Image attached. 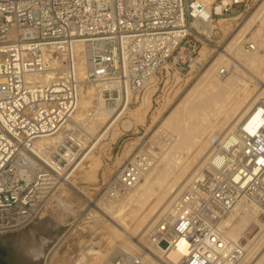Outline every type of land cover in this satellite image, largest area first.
Masks as SVG:
<instances>
[{"label": "built area", "instance_id": "obj_1", "mask_svg": "<svg viewBox=\"0 0 264 264\" xmlns=\"http://www.w3.org/2000/svg\"><path fill=\"white\" fill-rule=\"evenodd\" d=\"M248 1L214 0L207 12L200 0H0V233L40 216L58 178L90 141L74 121L85 84L97 85L107 104L127 105L158 74L189 68L197 45L214 44L213 27L207 33L204 26L233 9L242 12ZM227 72V66L219 70ZM234 134L171 201L147 246L111 264L242 261L243 237L227 232L239 204L256 207L264 221V102ZM46 138L57 142L40 147ZM152 163L150 156L123 163L108 189L135 187Z\"/></svg>", "mask_w": 264, "mask_h": 264}, {"label": "rangeland", "instance_id": "obj_2", "mask_svg": "<svg viewBox=\"0 0 264 264\" xmlns=\"http://www.w3.org/2000/svg\"><path fill=\"white\" fill-rule=\"evenodd\" d=\"M263 5L264 0H249L242 12H236L233 9V14L218 19H222L220 23L215 20L212 24L211 35L214 44L201 42L197 45L193 56L195 61L189 68L182 72L170 70L166 75L158 74V78L155 77L151 84L140 94L135 95L127 105L122 101L113 116L92 132L90 141L80 152L78 158L58 178L56 190L47 201L40 216L23 229L0 233L2 262L5 264H94L97 255L88 254V250L98 251L108 246H113L112 248L117 245L122 246L123 243L119 241L114 240L108 245L107 241L103 240L106 234L113 231V224L109 223L108 218L110 215L115 220H119L120 213L124 215L127 212L124 213L123 210L137 206V201L128 199L119 202V198H115L116 195L121 196L129 189L113 194L106 184L115 177L123 163L138 156H152V159H156L157 151L161 150L160 144L165 141L162 131L169 134L174 132L166 125L168 121L166 122L165 119L171 120V117H177L179 114L186 121L188 120V104H191L190 101L201 89L200 77L209 67H212L211 71H215L218 67L227 66L228 72L223 75L219 74L223 79L233 71L236 73L237 70L243 75L234 73L237 77L249 80L246 69L243 67L241 70L240 59L232 52L230 53L231 49L227 48V45L238 37L237 51L242 52L247 51L246 45L253 44L254 39L259 40L258 42L262 41L257 56L264 58V20L252 25L248 24L249 18ZM230 58L235 59L236 62ZM232 61L241 65L234 66ZM252 85L255 86L251 83L250 88H254ZM148 95L151 97L152 105L148 112L142 115L144 98ZM181 110L183 113H179ZM126 122H129L127 128L125 127ZM106 129L108 131L105 133ZM96 159L100 161L96 177L86 181L85 175L89 170V165ZM138 190V187L130 188L133 194ZM109 197L115 199L116 204L112 208L116 207V210L111 207L104 210L102 204ZM129 204L131 206L128 207ZM104 211H107L105 213L108 215ZM23 237L32 242L40 252L38 256L26 253L19 246V241ZM135 242L136 240L132 239V243ZM130 246L135 248L134 245Z\"/></svg>", "mask_w": 264, "mask_h": 264}, {"label": "bare ground", "instance_id": "obj_3", "mask_svg": "<svg viewBox=\"0 0 264 264\" xmlns=\"http://www.w3.org/2000/svg\"><path fill=\"white\" fill-rule=\"evenodd\" d=\"M200 1L206 6L207 12H209L211 3L214 0ZM216 10L218 11L219 8L217 7ZM263 20L264 5L249 18L248 24L252 25ZM221 21L222 19L218 20V23ZM212 24L207 23L203 29L209 33L213 27ZM237 39L238 37L231 40L227 48L231 49L230 53L232 52L233 55L240 59L242 63L241 70H243V67L246 69L245 71H247L249 80L241 79V76H243L241 73V78L237 77L235 75L238 73L237 70L236 73L233 71L223 79L219 75L220 67L216 68L217 71H211L212 67H209L210 69L208 68L201 75L200 81L202 82V87L201 89L199 88L200 90L194 99L191 98L193 99L190 101L191 104H188V120L186 121L179 114L177 117H171V120L169 118L165 119L166 122L168 121L166 125L174 132L173 134H169L166 131H162L165 141L160 144L161 150L157 151L156 159H153L151 166L144 172V181L139 182L135 186L139 188L138 192L133 194V189H131L132 191L129 189V191L122 193L121 196L116 195L115 197L119 198V202L128 199L130 201L135 200L137 201V206L129 210L127 209L128 211L123 210L122 212L127 213L124 215L120 213L121 216H118L119 220H115L110 215L108 218V214L105 213L107 211H104L107 214L106 217L110 219V222H108L113 224V231L108 232L109 234H106L103 240L107 241L108 245L114 240L123 244H121L122 246L117 245L114 248H112L113 246H108L98 251L88 250V254L97 255V258L93 262L94 264H111L116 256L123 253H136L140 247L147 246L148 232L156 221L166 213L171 201L180 195L192 178L206 167L215 149L225 142L226 139L235 138V130L242 121H245L256 110L258 103L264 102V58L257 56L258 48L262 44V41L258 42L259 40L254 39L252 41L254 49L251 52L245 50L239 52L237 51ZM78 49H81L80 45ZM230 59L236 62L235 59ZM235 62L232 65L238 66L240 64L238 62L236 64ZM84 66L85 62L82 59L78 66L81 78H84ZM198 83L200 84L199 81ZM251 83L255 85H252L254 88H250ZM152 91L149 92L151 95ZM97 95V85H92L89 82L85 84L77 113L74 116V121L77 125H82L86 128L89 138H91L92 132L101 123H105V121L113 116L116 108L120 105L119 99L111 104H107ZM149 95L144 98L142 115L146 114L152 105ZM127 126H129V122L125 123L126 128ZM108 129H106L105 133ZM56 142V138H46L41 140L39 145L40 147L46 144L55 145ZM99 167L100 161L96 159L89 165L85 180H91V178L96 177L95 175ZM115 204V199L109 197L108 200L103 202L102 206L106 210L109 207L112 208ZM116 206L118 207V205ZM129 206L131 205L129 204ZM115 208L112 209L114 210ZM256 210L257 208L254 206L239 204L237 221L227 232L229 238L237 239L243 237L246 243V255L239 264H264V221L258 220ZM252 225L256 227L251 231L250 226ZM132 239L136 240L134 244L132 243ZM19 242V246L26 253L35 257L40 254L32 242L27 241L24 237ZM130 245H134L135 248H132ZM146 258L149 259L148 257ZM170 258L175 261L174 254H170Z\"/></svg>", "mask_w": 264, "mask_h": 264}, {"label": "water", "instance_id": "obj_4", "mask_svg": "<svg viewBox=\"0 0 264 264\" xmlns=\"http://www.w3.org/2000/svg\"><path fill=\"white\" fill-rule=\"evenodd\" d=\"M161 245H162L163 247L165 246V244H164V243H162ZM1 259H3V258H1Z\"/></svg>", "mask_w": 264, "mask_h": 264}, {"label": "trees", "instance_id": "obj_5", "mask_svg": "<svg viewBox=\"0 0 264 264\" xmlns=\"http://www.w3.org/2000/svg\"><path fill=\"white\" fill-rule=\"evenodd\" d=\"M0 264H5V263H3L2 261H0Z\"/></svg>", "mask_w": 264, "mask_h": 264}, {"label": "flooded vegetation", "instance_id": "obj_6", "mask_svg": "<svg viewBox=\"0 0 264 264\" xmlns=\"http://www.w3.org/2000/svg\"><path fill=\"white\" fill-rule=\"evenodd\" d=\"M0 260L2 261L3 259H1V257H0Z\"/></svg>", "mask_w": 264, "mask_h": 264}]
</instances>
